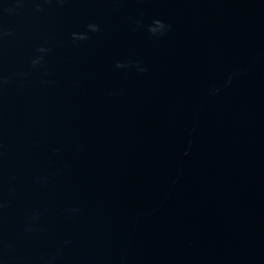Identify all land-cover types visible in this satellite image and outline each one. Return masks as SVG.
<instances>
[{
    "label": "water",
    "instance_id": "water-1",
    "mask_svg": "<svg viewBox=\"0 0 264 264\" xmlns=\"http://www.w3.org/2000/svg\"><path fill=\"white\" fill-rule=\"evenodd\" d=\"M44 8L3 17L0 264H264V0Z\"/></svg>",
    "mask_w": 264,
    "mask_h": 264
},
{
    "label": "clouds",
    "instance_id": "clouds-1",
    "mask_svg": "<svg viewBox=\"0 0 264 264\" xmlns=\"http://www.w3.org/2000/svg\"><path fill=\"white\" fill-rule=\"evenodd\" d=\"M6 7L0 8V44L3 43L6 39H15L16 32L13 27H8L3 23V17L6 14L7 16H17L20 15L23 11L24 5L26 3H31L34 7V11L36 13H43L45 11L44 5L46 4H57L62 5L65 3V0H5ZM137 26H139L142 22L137 21ZM171 25L166 24L164 21L155 19L152 21L151 24L147 26V30L153 36L159 34H164L166 30L170 29ZM85 31L80 32H72L71 39L73 43H77L80 41H86L90 39V33H98L100 31V25L94 22H90L85 26ZM51 51V48L47 45H41L37 47L29 60L30 67L33 70L40 69L44 67L45 58L47 54ZM0 57H2V51H0ZM132 62L129 61L127 63L117 61L116 67L123 68L131 64ZM141 72L146 71L144 68L139 69ZM25 73H12V74H5L3 67L0 66V92L3 91L6 85L12 79H17L18 81L22 82V78L25 76ZM35 183L40 185H46L48 183L47 177H37L35 179ZM11 191V189H10ZM7 201L0 197V211H2L7 206ZM79 212L78 208H72L67 210V215L69 218L74 216L76 213ZM43 214L39 209H33L26 215L24 221L23 232L27 237H32L37 234L43 233L45 231V225L42 222ZM70 241L65 239L62 241L63 245L69 244ZM55 259L54 254H50L46 257L43 261V264H53V260Z\"/></svg>",
    "mask_w": 264,
    "mask_h": 264
}]
</instances>
